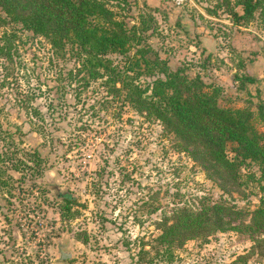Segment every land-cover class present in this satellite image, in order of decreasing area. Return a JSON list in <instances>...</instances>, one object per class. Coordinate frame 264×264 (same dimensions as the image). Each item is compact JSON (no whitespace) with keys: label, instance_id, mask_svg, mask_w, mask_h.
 Returning <instances> with one entry per match:
<instances>
[{"label":"rangeland","instance_id":"374dc122","mask_svg":"<svg viewBox=\"0 0 264 264\" xmlns=\"http://www.w3.org/2000/svg\"><path fill=\"white\" fill-rule=\"evenodd\" d=\"M107 5L128 26L142 19L150 23L142 44L170 69L182 67L219 85L220 105L255 110L258 100L264 103V10L234 24L226 0H107ZM3 30L14 32L17 55L8 64L0 57V157L4 151L13 157L0 159L5 181L0 264H166L140 259L137 251L158 232L153 221L181 200L225 201L242 210L236 218L225 216L228 223L247 221L261 194L254 181L222 188L210 170L174 146L173 133L127 103L119 106L98 80L84 88L68 84L64 71L74 62L67 48L55 56L41 35L13 23L0 26V34ZM108 56L120 63L126 58ZM243 72L256 78L239 88L236 77ZM30 91L39 93L30 101L36 113L21 105ZM38 143L42 170L33 176L36 168H25L21 179L11 163ZM252 170L255 166L241 169L244 175ZM52 184L75 196L77 216H59ZM152 205L157 209L149 213ZM57 240L68 242L70 257L57 258ZM249 244L244 232L216 230L204 242L188 239L170 264H224ZM245 264H264V256L253 255Z\"/></svg>","mask_w":264,"mask_h":264},{"label":"trees","instance_id":"16d2710c","mask_svg":"<svg viewBox=\"0 0 264 264\" xmlns=\"http://www.w3.org/2000/svg\"><path fill=\"white\" fill-rule=\"evenodd\" d=\"M263 2L226 0L225 11L232 23L241 24L252 18L256 10L263 11ZM8 23L44 37L55 56H63L67 48L74 62L64 71L63 79L68 84L84 88L98 80L119 106L127 103L136 112L157 120L164 131L173 133L174 146L210 170L207 174L222 188L251 180L261 192L248 211L247 221L239 219L236 224L228 223L224 217L236 218L242 210L225 201L197 198L174 202L170 212H163L153 221L158 232L139 246L138 258L170 264L176 257L174 250L183 247L188 239L204 242L209 234L225 229L246 233L250 244L224 264H245L253 255L264 256V130L257 127L258 123L264 125L262 100L256 102L255 110L220 105L219 85L204 82L197 73L189 75L182 67L170 69L166 59L142 44L150 23L142 19L138 25H126L115 18L107 0H0V26ZM13 36V31L3 30L0 34V57L6 64L12 61L13 54L17 55ZM132 47L133 53H127ZM109 53L126 58L122 63L114 62ZM236 78L239 88H243L256 77L243 72ZM38 94L28 92L21 105L36 113L30 101ZM39 145L26 152V157L12 161L10 167L20 172L21 179L25 177L23 170L32 166L36 169L31 175L40 174ZM12 158L6 151L0 157L4 161ZM245 165L255 166V171L244 175L241 169ZM5 176L11 177L6 172ZM0 184L5 181L0 180ZM51 186L58 199L59 216H77L75 196L67 190L59 191L57 185ZM156 209L157 205H152L148 211ZM152 249L154 256L149 255Z\"/></svg>","mask_w":264,"mask_h":264},{"label":"water","instance_id":"95a60500","mask_svg":"<svg viewBox=\"0 0 264 264\" xmlns=\"http://www.w3.org/2000/svg\"><path fill=\"white\" fill-rule=\"evenodd\" d=\"M68 245V242H62L60 240L56 241V249H57V258L58 259H66L70 257L71 251L66 248Z\"/></svg>","mask_w":264,"mask_h":264}]
</instances>
